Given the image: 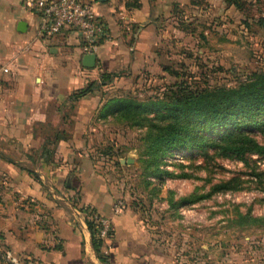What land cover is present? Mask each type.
Listing matches in <instances>:
<instances>
[{
	"label": "crops",
	"instance_id": "obj_1",
	"mask_svg": "<svg viewBox=\"0 0 264 264\" xmlns=\"http://www.w3.org/2000/svg\"><path fill=\"white\" fill-rule=\"evenodd\" d=\"M24 1L0 0V254L9 250L33 264H264V251L251 252L250 242L228 245L234 251L228 256L178 257L151 239L139 211L128 205L113 213L116 184L99 166L104 157L90 147L100 130L89 122L97 115L93 108L103 105V97L95 99L100 77L153 64L157 9L168 3L139 0L135 9L125 7L127 0L92 1L108 40L87 66L71 31L38 36L39 19ZM92 82L96 90L73 98ZM94 214L112 221L99 253L87 225Z\"/></svg>",
	"mask_w": 264,
	"mask_h": 264
},
{
	"label": "rangeland",
	"instance_id": "obj_2",
	"mask_svg": "<svg viewBox=\"0 0 264 264\" xmlns=\"http://www.w3.org/2000/svg\"><path fill=\"white\" fill-rule=\"evenodd\" d=\"M164 1L168 4L163 10L162 1L155 15L160 40L153 64L137 73L119 71L99 91L95 99L103 97L102 106L111 99L126 105L102 118V106L93 108L97 115L89 122L100 130L90 147L104 157L99 166L116 184L115 201L139 211L159 246L196 262L231 255L228 245L237 242H250L251 252L259 253L264 251V244L258 246L264 242V157L233 156L217 147L216 139L203 151L181 150L154 162L144 139L153 130V115L141 114L133 102L170 97L178 89L187 95L238 88L264 73V0ZM255 139L264 144L263 136ZM156 168L164 173L154 175ZM182 200L187 203L178 205Z\"/></svg>",
	"mask_w": 264,
	"mask_h": 264
},
{
	"label": "trees",
	"instance_id": "obj_3",
	"mask_svg": "<svg viewBox=\"0 0 264 264\" xmlns=\"http://www.w3.org/2000/svg\"><path fill=\"white\" fill-rule=\"evenodd\" d=\"M138 1L127 0L125 7L137 9L140 6ZM115 77L103 74L101 85L109 84ZM97 88L95 82L89 83L74 93L73 98L77 100ZM179 90L172 92L170 97L149 99L146 103L133 102L134 109L141 114L153 115V130L145 133L144 139L154 162L181 150L203 151L207 146H214L216 139L220 140L216 146L233 156L243 158L253 153L264 157V144L255 139L256 134L264 137V73L253 75L248 83L238 88L202 89L187 95ZM123 101L111 99L106 102L99 116L102 118L125 109ZM115 164L121 165L119 161ZM162 172L156 168L153 174L160 176ZM186 203L182 200L178 205ZM247 218L251 222L256 221L243 217L244 220ZM87 225L92 234L93 248L99 253L102 239L98 238L92 221ZM111 233L112 230L106 239Z\"/></svg>",
	"mask_w": 264,
	"mask_h": 264
},
{
	"label": "built area",
	"instance_id": "obj_4",
	"mask_svg": "<svg viewBox=\"0 0 264 264\" xmlns=\"http://www.w3.org/2000/svg\"><path fill=\"white\" fill-rule=\"evenodd\" d=\"M91 2L92 0H25L23 7L37 15L39 37L49 38L69 30L77 36L85 56L94 54L99 43L108 40L107 26L94 13ZM112 208L114 215H117L126 207L123 201L117 200ZM90 221L95 226L98 238L106 239L112 230L111 219L94 214ZM0 258L4 264H33L26 263L9 250L3 251Z\"/></svg>",
	"mask_w": 264,
	"mask_h": 264
},
{
	"label": "water",
	"instance_id": "obj_5",
	"mask_svg": "<svg viewBox=\"0 0 264 264\" xmlns=\"http://www.w3.org/2000/svg\"><path fill=\"white\" fill-rule=\"evenodd\" d=\"M92 1H96V2H101L102 3V2H106L107 0H92ZM94 62H95V55L94 54L85 55L84 56V64L85 65H87V66H93ZM121 162L123 164H127V165L131 163L130 160H126V161L121 160Z\"/></svg>",
	"mask_w": 264,
	"mask_h": 264
}]
</instances>
